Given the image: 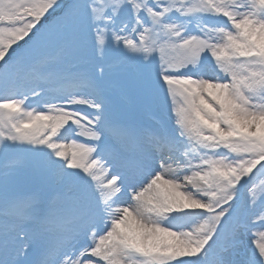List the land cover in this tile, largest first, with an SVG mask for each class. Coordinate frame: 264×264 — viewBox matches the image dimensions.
Here are the masks:
<instances>
[{"label":"snow or ice","instance_id":"obj_1","mask_svg":"<svg viewBox=\"0 0 264 264\" xmlns=\"http://www.w3.org/2000/svg\"><path fill=\"white\" fill-rule=\"evenodd\" d=\"M0 264H264V0H0Z\"/></svg>","mask_w":264,"mask_h":264}]
</instances>
